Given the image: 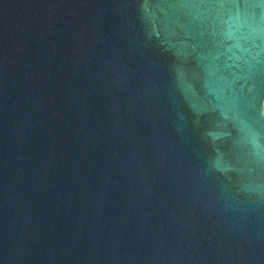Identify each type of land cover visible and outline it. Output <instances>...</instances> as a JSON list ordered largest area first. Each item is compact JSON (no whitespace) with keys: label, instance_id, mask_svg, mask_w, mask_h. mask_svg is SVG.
Instances as JSON below:
<instances>
[{"label":"water","instance_id":"obj_1","mask_svg":"<svg viewBox=\"0 0 264 264\" xmlns=\"http://www.w3.org/2000/svg\"><path fill=\"white\" fill-rule=\"evenodd\" d=\"M0 264H264V0H0Z\"/></svg>","mask_w":264,"mask_h":264}]
</instances>
